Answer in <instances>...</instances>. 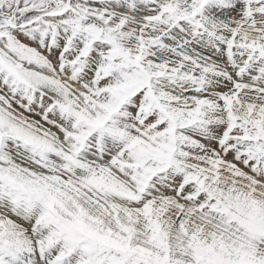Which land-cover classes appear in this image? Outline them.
Segmentation results:
<instances>
[{"label":"snow or ice","instance_id":"obj_1","mask_svg":"<svg viewBox=\"0 0 264 264\" xmlns=\"http://www.w3.org/2000/svg\"><path fill=\"white\" fill-rule=\"evenodd\" d=\"M0 264H264V0H0Z\"/></svg>","mask_w":264,"mask_h":264}]
</instances>
